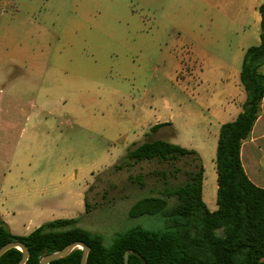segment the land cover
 <instances>
[{
	"label": "rangeland",
	"instance_id": "1",
	"mask_svg": "<svg viewBox=\"0 0 264 264\" xmlns=\"http://www.w3.org/2000/svg\"><path fill=\"white\" fill-rule=\"evenodd\" d=\"M175 7L172 0H0V182L14 169L27 185L24 198L55 213L59 200L75 199L87 185L89 211L72 213L108 246L131 228L166 226L161 215L132 218L129 210L158 195L160 172L174 166L145 160L111 168L119 149L125 154L144 141V135L133 139L137 130L127 120L141 107L166 117L206 109L208 67L195 46L204 48L183 31ZM211 48L223 53L220 42ZM175 166L181 171L168 179L183 184L188 166Z\"/></svg>",
	"mask_w": 264,
	"mask_h": 264
},
{
	"label": "trees",
	"instance_id": "2",
	"mask_svg": "<svg viewBox=\"0 0 264 264\" xmlns=\"http://www.w3.org/2000/svg\"><path fill=\"white\" fill-rule=\"evenodd\" d=\"M260 43L247 48L240 72L246 100L237 117L220 129L217 147V202L211 211L203 199L204 165L199 153L163 139L145 140L111 168L121 170L141 161L157 160L174 166L161 171L164 180L158 195L139 199L129 216L161 215L162 231L131 228L116 236L111 245L101 234L79 225V218H57L41 224L27 235H18L0 218V248L10 241H22L30 250L25 264L41 259L66 245L83 241L89 247L88 264H260L264 257V188L248 176L241 148L252 132L264 98V2L260 5ZM166 123L151 128L157 131ZM185 161L186 181L174 184L168 173L181 171L175 166ZM141 183L142 176H136ZM86 196V211H89ZM83 250L75 248L67 257L50 264H81ZM23 253L12 248L0 257V264H18ZM264 264V263H263Z\"/></svg>",
	"mask_w": 264,
	"mask_h": 264
},
{
	"label": "crops",
	"instance_id": "3",
	"mask_svg": "<svg viewBox=\"0 0 264 264\" xmlns=\"http://www.w3.org/2000/svg\"><path fill=\"white\" fill-rule=\"evenodd\" d=\"M263 2L264 0H172L178 9L174 15L180 16L184 23L183 31L204 48L200 50L195 46L198 52L205 53L202 57L208 67V86L204 98L206 109H179L166 117L152 107H141L139 113L131 116L126 123L137 130L133 139L144 135L145 141V136L148 135L152 140H166L168 138L162 135L169 133L167 135L171 134L173 143L199 153L204 165L203 199L211 211L218 209L216 157L220 129L224 123L237 117L246 100L240 72L247 48L258 45L261 41L259 7ZM229 35L236 38L229 40ZM219 42L223 53L216 55L211 47ZM262 72L264 73V66ZM160 123L166 125L157 131H151L153 126ZM137 144L139 143H132L127 151ZM18 145L14 143V148ZM13 153L10 158L12 164L17 165L15 150ZM125 154L119 149L114 157L122 158ZM241 156L246 172L251 171L255 180L249 178L257 186L264 188V98L251 135L243 142ZM212 169L215 171L214 195L213 187L211 193L210 183ZM20 176L22 177L13 169L4 174L0 182V196L6 197V201L0 203V218L9 225L13 233L27 235L46 221L74 218L77 216L72 213L74 211L85 212L87 185L78 189L75 199L59 200L55 213L40 204L38 199L24 198L23 191L27 185L23 187L18 183ZM55 194L59 197L62 191H56ZM29 207L34 209L32 215L25 214ZM12 208H16L17 212L10 210Z\"/></svg>",
	"mask_w": 264,
	"mask_h": 264
},
{
	"label": "water",
	"instance_id": "4",
	"mask_svg": "<svg viewBox=\"0 0 264 264\" xmlns=\"http://www.w3.org/2000/svg\"><path fill=\"white\" fill-rule=\"evenodd\" d=\"M77 247L81 248L83 250L81 264H88L87 260H88V254L90 251V247L83 241L72 242V243L66 245L65 247H63L61 250L44 256L41 259L40 264H50L54 260L67 257ZM12 248H18L22 251L23 256H22V258L18 264H25L27 262L29 256H30V250H29V247L22 241H10V242H7L6 244H4L0 248V257L5 252H7L8 250H10ZM131 252L132 251H127L125 253V264H129V254ZM260 262H261L260 264L264 263V257H262L260 259Z\"/></svg>",
	"mask_w": 264,
	"mask_h": 264
}]
</instances>
